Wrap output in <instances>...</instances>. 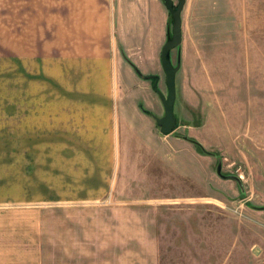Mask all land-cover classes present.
Returning <instances> with one entry per match:
<instances>
[{"label":"rangeland","instance_id":"1","mask_svg":"<svg viewBox=\"0 0 264 264\" xmlns=\"http://www.w3.org/2000/svg\"><path fill=\"white\" fill-rule=\"evenodd\" d=\"M158 1L162 12L155 14V22L161 19L163 26L167 10ZM72 2L65 0L66 10ZM194 8L200 23L209 24L208 34L199 37L209 45H202L204 51H186V46L199 43L198 38L187 36L184 46L171 54L174 66L180 61L175 76V135L182 139L190 134L199 143L196 147L185 142L197 153L191 156V183L178 182L182 193L177 197L147 203H116L110 195L80 199L73 192L57 204L44 189L34 193L30 202L0 205V264H121L123 260L103 258L122 250L129 252L127 264H142L136 254L144 250L156 253L158 264H264V0H187L184 17ZM16 10H24V0H0V14ZM133 17L130 12L121 23L116 17L112 26L120 41L121 61L139 80L141 62H146L144 46L122 45L123 40L133 42L139 36ZM161 77L160 89L166 94L163 72ZM7 78L8 66L0 69L1 91L8 90ZM204 82L208 90L201 91ZM184 88L197 97V106L188 104ZM135 96L140 109L148 108L154 116L150 100L140 93ZM204 122L199 132L184 127ZM178 152L180 159L190 161L188 151ZM219 163L221 173L237 177L240 185L216 174ZM75 164L78 167L81 160ZM73 178L79 184L71 173L70 182ZM159 209L164 210L158 216ZM152 221H159L161 228L156 244L137 243ZM122 223L128 243L114 239L120 236L117 229ZM82 255L98 260H83Z\"/></svg>","mask_w":264,"mask_h":264},{"label":"crops","instance_id":"2","mask_svg":"<svg viewBox=\"0 0 264 264\" xmlns=\"http://www.w3.org/2000/svg\"><path fill=\"white\" fill-rule=\"evenodd\" d=\"M72 1L66 10L65 0H24V10L0 14V69L8 66V90H0V205L30 202L34 193L44 189L57 204L73 192L80 199L110 195L116 203H147L181 195L178 182L192 179L194 151L185 142L192 143L176 137L177 128L167 135L160 133L154 117H162L163 109L159 97L153 96V80L136 79L133 69L121 61L120 41L112 26L114 18L121 23L123 16L134 14L139 36L133 42L123 40L122 45L144 46L142 76L159 77L160 89V49L167 40L168 13L162 26L161 19L160 24L155 22V14L162 12L158 0ZM183 10L181 46L187 36H194L199 43L186 46V51H204L202 45L209 44H202L199 37L208 34L209 24L200 23L197 9L187 18ZM202 90H208L207 82ZM138 93L150 100L154 116L150 109H140ZM184 93L188 104L198 105L196 96L188 95L185 88ZM206 122L184 127L199 132ZM248 146L253 148V143L248 141ZM178 149L189 152V162L178 157ZM250 154L255 155L252 150ZM71 173L79 184L74 178L70 182ZM122 228L123 223L117 229L120 236L114 239L128 243ZM160 232L159 221H152L137 243L156 244ZM136 255L142 264H158L154 252ZM129 257L122 250L103 259L127 264ZM79 258L98 260L96 256Z\"/></svg>","mask_w":264,"mask_h":264},{"label":"water","instance_id":"3","mask_svg":"<svg viewBox=\"0 0 264 264\" xmlns=\"http://www.w3.org/2000/svg\"><path fill=\"white\" fill-rule=\"evenodd\" d=\"M160 1L163 3L169 15L167 40L162 46L160 52V62L162 71L165 76V85L167 89L166 94H164L158 87L159 77H144L142 75L141 77L143 79L153 80L152 89L159 97L163 109V116L160 118L154 117V121L158 125L160 133L163 135H167L172 133L178 125V119L175 117L173 107L176 98L175 76L180 69V61H177L176 65L174 66L171 59V52L173 50L179 51L182 44L181 13L186 0H177L176 5L174 4L173 0ZM182 139L187 140L196 146H199L198 142L189 139L187 136L182 137ZM206 154L210 153L207 152ZM216 174L224 180H234L238 183V185H240V181L237 177L224 176L221 173V163L217 165Z\"/></svg>","mask_w":264,"mask_h":264},{"label":"flooded vegetation","instance_id":"4","mask_svg":"<svg viewBox=\"0 0 264 264\" xmlns=\"http://www.w3.org/2000/svg\"><path fill=\"white\" fill-rule=\"evenodd\" d=\"M153 82V81H152ZM178 127V125L176 126V128Z\"/></svg>","mask_w":264,"mask_h":264},{"label":"trees","instance_id":"5","mask_svg":"<svg viewBox=\"0 0 264 264\" xmlns=\"http://www.w3.org/2000/svg\"><path fill=\"white\" fill-rule=\"evenodd\" d=\"M197 147V146H196ZM201 150V149H200ZM202 152V151H201Z\"/></svg>","mask_w":264,"mask_h":264}]
</instances>
